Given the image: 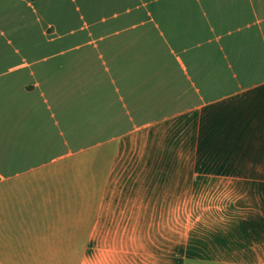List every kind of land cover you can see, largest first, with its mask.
Instances as JSON below:
<instances>
[{
    "label": "crops",
    "instance_id": "crops-1",
    "mask_svg": "<svg viewBox=\"0 0 264 264\" xmlns=\"http://www.w3.org/2000/svg\"><path fill=\"white\" fill-rule=\"evenodd\" d=\"M0 264H264V0H0Z\"/></svg>",
    "mask_w": 264,
    "mask_h": 264
}]
</instances>
